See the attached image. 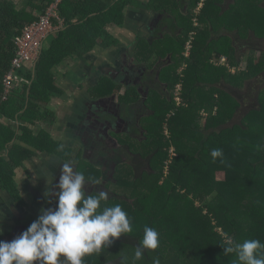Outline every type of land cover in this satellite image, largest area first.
Returning a JSON list of instances; mask_svg holds the SVG:
<instances>
[{
	"label": "trees",
	"instance_id": "trees-1",
	"mask_svg": "<svg viewBox=\"0 0 264 264\" xmlns=\"http://www.w3.org/2000/svg\"><path fill=\"white\" fill-rule=\"evenodd\" d=\"M111 1L61 0L54 6L56 0H0V188L13 193L14 199L21 198L16 169L22 166L19 173H24V179L29 156L47 152L63 157L62 151H66L64 158L69 157V150L55 137L58 115L48 107L52 97L66 95L54 70L71 56L85 59L96 46L114 42L107 28L123 23L125 3L121 0L112 6ZM191 1L188 16L179 12L182 32L174 40L182 50L181 60L169 73L171 93L148 101L161 134L158 161L155 154L150 157L158 172L129 182L122 177L114 188L118 197L106 206L120 205L131 221L132 232L101 252L86 255L84 264H121L123 257L131 264L144 233L141 225L149 218L144 213L164 181L170 184L164 193L176 197L175 207L167 202L161 208L164 213L157 209L153 216L166 219V227L173 226L176 245L167 251L160 247L146 250L136 264H153L155 259L160 264H232L235 254L225 255L222 247L229 239L264 243V151L259 150L264 143V85L255 81L264 75V0H206L199 15L201 27H194L192 21L201 0ZM168 5L169 0L163 3L167 10ZM49 16L51 27L42 38L37 59L32 65L15 68L17 38L29 24ZM248 28L256 32L258 44L249 43ZM188 41L191 52L184 58ZM148 52L163 54L155 48ZM256 52L261 54L257 61ZM223 56L229 66L217 67L216 61ZM242 59L247 60L246 65ZM10 74L17 81L5 92ZM180 83L179 106L175 92ZM256 83L258 86L250 87ZM250 93L256 96L254 108L242 114L236 125L233 119L241 111V98L248 100ZM5 120L19 123V128ZM213 149L223 153L215 161ZM181 186L188 193L181 195L177 191ZM189 193L198 197L190 199Z\"/></svg>",
	"mask_w": 264,
	"mask_h": 264
},
{
	"label": "flooded vegetation",
	"instance_id": "flooded-vegetation-1",
	"mask_svg": "<svg viewBox=\"0 0 264 264\" xmlns=\"http://www.w3.org/2000/svg\"><path fill=\"white\" fill-rule=\"evenodd\" d=\"M119 1L112 0L111 5ZM166 1L122 0L125 3L122 11L124 44L114 47L110 61H92L90 55L85 56L86 61L80 60L82 70L78 69L77 81L89 76L91 82L86 86L93 97L83 103L79 113L71 116L72 125H67L68 131L64 118L57 113L55 137L62 142V147L73 151V156L84 157V163L91 167L84 174L86 168L81 170L74 161H69L70 157L65 159L47 152L29 156L24 167L27 171L28 168L32 170V178L28 181L26 177L22 179L18 176L21 198H0V213L4 216L0 220V232L3 233L0 241H12L38 219L41 209L56 207L55 195L46 194L58 191L53 184L59 182L60 169L65 162L72 163L77 171L86 175L88 194L107 192L108 199L102 202V206H106L111 198L118 197L115 186L119 185L122 177L131 176L125 173V169L130 168L135 178L158 172L157 166L156 169L152 166L150 157L155 154L158 161L161 134L159 126L151 118L153 111L148 101L152 97L171 93L169 73L175 62L181 60L179 54L182 50L179 41L174 40L180 36L182 27L173 11L177 9L188 16L192 5L191 0H169L167 10L163 6ZM172 2H175L174 7ZM205 2L201 0L194 9V27H201L199 15ZM168 18L172 22H167ZM148 48H155L163 54L152 55ZM182 55L184 58L188 56L185 50ZM84 86L78 84L80 90ZM133 90L134 93L129 94ZM67 92L68 95L73 92L70 85ZM72 105L77 104L70 103ZM40 168L42 170L38 171Z\"/></svg>",
	"mask_w": 264,
	"mask_h": 264
},
{
	"label": "clouds",
	"instance_id": "clouds-1",
	"mask_svg": "<svg viewBox=\"0 0 264 264\" xmlns=\"http://www.w3.org/2000/svg\"><path fill=\"white\" fill-rule=\"evenodd\" d=\"M37 23L38 20L28 26L31 28ZM116 26H123V23ZM107 29L110 34L109 27ZM23 34L17 38V41ZM113 40L114 42L109 43L108 46L96 47L102 49L111 47L117 42L114 37ZM185 46L188 55L192 44L188 41ZM215 64L229 66L225 56ZM176 88L175 96L179 99L182 83ZM177 99V104L180 106ZM164 133L169 136L168 130ZM172 150L175 151L174 148ZM222 155L220 149H213L211 152L214 161ZM21 170V168L16 169V172L19 173ZM87 184L85 176L77 171L72 163H63L59 182L53 184L58 191L46 194L55 195L56 207L41 209L38 219L12 241H0V264H84L83 258L86 255L99 253L105 247L112 245L115 240L132 232L131 221L122 207L118 204L102 207V201L108 199L107 192L88 194ZM7 197L13 200L9 195ZM2 234L0 232V235ZM158 247V231L146 226L140 245L135 248L131 264L140 261L146 250H156ZM222 247L225 255L235 254L232 264H264V243L258 239H247L242 243L229 239L227 245ZM121 264H130L128 257H123ZM153 264H160L159 259H155Z\"/></svg>",
	"mask_w": 264,
	"mask_h": 264
},
{
	"label": "rangeland",
	"instance_id": "rangeland-1",
	"mask_svg": "<svg viewBox=\"0 0 264 264\" xmlns=\"http://www.w3.org/2000/svg\"><path fill=\"white\" fill-rule=\"evenodd\" d=\"M254 1V0H253ZM232 1H230V3H231ZM227 3H229V0H227ZM264 4V3H263ZM172 5H173V7L175 6V2H172ZM173 15L176 17V16H178L179 17V12L177 11V9H174V11H173ZM177 18V17H176ZM166 21L167 22H172V19L171 20H169V18L168 19H166ZM252 21H253V23H251L252 25H254V23H255V20H253L252 19ZM172 24L173 23H171L170 25H171V27H172ZM203 29V28H202ZM248 32H249V37H250V42L249 43H251V44H258V41H257V39H256V32H253V30L252 29H250V28H248ZM263 48H264V45H263ZM249 53V52H248ZM260 52H256L255 53V61H257V60H259V57H260ZM243 60V62L245 61V63H244V65H246V63H247V60H245V59H242ZM241 61V60H240ZM261 81V83H263V85H264V75H262L261 77L259 76V78H257L255 81ZM258 83H256L255 85H252V86H250L251 88H253L254 86H258L257 85ZM262 85V84H261ZM248 88V87H247ZM245 89H246V87H245ZM262 89H263V93H264V86L262 87ZM246 93V92H245ZM244 94V92H242V95ZM241 102V101H240ZM256 102V96L255 95H253V94H251L250 93V95H249V97H248V102H246V104H244V108L235 116V118L233 119V122H235V124L237 125V124H239L240 123V118H241V116H242V114H248V112L250 111V110H252V108H254V103ZM242 103V102H241ZM24 125H25V123H24ZM229 125H231V123H229ZM256 141H254L253 143H252V146L253 147H255L256 146ZM261 144V143H260ZM62 148H64V147H62ZM259 150L260 151H264V143H262L261 144V146L259 147ZM72 153H73V151H70L69 150V152H68V154H69V161L71 162V161H74L77 165H79L80 166V169L82 170V169H84V168H86L85 169V173L84 174H86V171H87V169L88 168H90L91 166L88 164H85L84 162V157L82 158L81 156H73L72 155ZM67 154V152L66 151H62V156L64 157L65 155ZM262 156V155H261ZM22 167V166H21ZM20 167V168H21ZM125 173H130L131 174V176L130 177H126L125 178V180L127 181V182H129L131 179L132 180H134L135 179V176L132 174V172H131V170H130V168H127V169H125ZM17 175H18V172H17ZM220 178H222V175H218ZM15 178H18V176H16ZM125 181V182H126ZM15 182H17L16 180H15ZM126 182V183H127ZM163 183V182H162ZM170 187V184L167 182V181H164V183H163V185H161V187H160V189H159V191L157 192V194H155V196H153L152 198H151V196H150V201H149V207L147 208V210H146V212L144 213V216H149V218L147 219V221H146V223L145 224H142L141 225V228H142V230H144V228L147 226V227H152V228H154V229H156L157 231H158V233H159V247H160V249H162L163 251H167L168 250V248L169 247H171V246H174V245H176V238L174 237L175 235L173 234V230H174V228H173V226H169V227H166V226H168L169 224H167V222H166V219H162V218H160V217H158V218H155L154 216H153V213H154V211L155 210H157V209H161V208H164L165 207V205H166V203L167 202H171L172 204H171V206L170 207H175V205H173V201H175V199H176V197H171V198H168L167 197V194L166 193H164V191L167 189V188H169ZM178 192H180L181 193V195L182 194H185V193H188V188L186 189L185 187H183L182 188V186L180 187V190H177ZM10 196V197H12L13 196V199H14V197L16 198V196L15 195H13V193H11V195L10 194H7L6 193V191L5 190H3V189H1L0 188V198L1 197H6V196ZM189 195H190V199H195V198H197L198 197V195L196 194V193H189ZM27 196V195H26ZM196 200H198V199H196ZM103 202V201H102ZM104 203V202H103ZM106 203V202H105ZM197 206L198 207H200L201 206V204H200V202L199 201H197ZM106 207V206H105ZM162 211V214L164 213V211L165 210H163V209H161ZM1 218H4V216L2 215V213H0V220H2ZM186 221H188V219L186 218ZM9 225V224H8ZM7 225V227H9ZM186 225H188V222H186ZM2 230V228L0 227V231ZM220 231V230H219ZM144 234V233H143ZM142 238H143V236H142ZM106 264H117V262H110V263H106Z\"/></svg>",
	"mask_w": 264,
	"mask_h": 264
},
{
	"label": "crops",
	"instance_id": "crops-1",
	"mask_svg": "<svg viewBox=\"0 0 264 264\" xmlns=\"http://www.w3.org/2000/svg\"><path fill=\"white\" fill-rule=\"evenodd\" d=\"M15 2H20L21 0H13ZM109 32L110 34L117 40V45H113L111 47H108L106 49H102L100 47H96L89 55H90V59L92 61H100V60H107L110 61L114 52L112 51L114 49V47H118L124 44L125 41H123V35H124V31H123V26H115L114 28L112 26L109 27ZM87 57V55H85ZM85 57V61L87 60V58ZM78 59H82V58H78ZM74 60L73 57H69L67 58L65 61H63L55 70V74L57 76V81L60 83V85L63 87V89L66 90V95L63 96H58L55 95V97L51 98V103H49L48 107L51 108L52 110H54L56 112V114L58 113H64L65 117H64V121H65V129H67V131L69 130V128L67 127V125H72V117L75 113H79L81 106L83 105L84 102L88 101L90 98H92V95H89L88 91V87L86 86V84H89V82H91V79L89 76L84 77L82 79V81H77L78 80V69L81 71L82 67L80 66V60ZM84 59V57H83ZM227 59V57H226ZM28 69H30L28 67ZM31 70V69H30ZM66 75V76H65ZM70 85V87L72 88V93L70 95H68V88H67V84ZM78 84H83L84 89L80 90L78 88ZM242 101H244V104L246 102H248L247 99H244L243 97L241 98ZM241 101V102H242ZM70 103H75L77 104L76 106L72 105L70 106ZM244 104L243 102L241 103V110L244 108ZM7 123H10L11 125L19 128V123H13L12 121L9 120H5ZM69 121V123H68ZM41 126H46V125H41ZM27 169V168H26ZM42 170L41 168L38 169ZM31 172L32 170L30 168H28V172L26 173L25 177L28 181L31 180L32 176H31ZM21 175H17V176H22L24 173H20ZM24 177V176H23ZM22 178V177H21ZM34 180V178H33ZM19 182V181H18ZM31 184H33V181L31 182Z\"/></svg>",
	"mask_w": 264,
	"mask_h": 264
},
{
	"label": "built area",
	"instance_id": "built-area-1",
	"mask_svg": "<svg viewBox=\"0 0 264 264\" xmlns=\"http://www.w3.org/2000/svg\"><path fill=\"white\" fill-rule=\"evenodd\" d=\"M60 2L61 0H56L53 5L57 6ZM50 16L41 19L39 23L35 24L31 28L30 26L26 27L25 31L23 32V36H21L16 43L18 47V56L15 57L13 61L15 68L20 67L22 64H26L28 62H34L37 59L41 50L42 38L50 30ZM16 81L17 77L14 74L8 75L5 80V92H8ZM177 100L180 102V99Z\"/></svg>",
	"mask_w": 264,
	"mask_h": 264
},
{
	"label": "water",
	"instance_id": "water-1",
	"mask_svg": "<svg viewBox=\"0 0 264 264\" xmlns=\"http://www.w3.org/2000/svg\"><path fill=\"white\" fill-rule=\"evenodd\" d=\"M119 76H121V77H122V74H120ZM99 118H100V117L98 116V117H97V119H99ZM87 122H88V121H87Z\"/></svg>",
	"mask_w": 264,
	"mask_h": 264
}]
</instances>
